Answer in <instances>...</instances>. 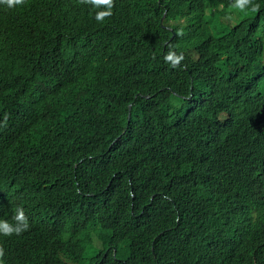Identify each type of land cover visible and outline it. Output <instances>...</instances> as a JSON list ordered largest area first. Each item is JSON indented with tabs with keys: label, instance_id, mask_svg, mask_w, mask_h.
Here are the masks:
<instances>
[{
	"label": "trees",
	"instance_id": "trees-1",
	"mask_svg": "<svg viewBox=\"0 0 264 264\" xmlns=\"http://www.w3.org/2000/svg\"><path fill=\"white\" fill-rule=\"evenodd\" d=\"M132 1L143 12L125 35L116 17L97 21L96 9L78 0L0 4V218L11 221L9 201L26 206L25 235L36 232L19 244L14 236L0 242L3 264H36L32 247L49 241L63 256L76 239L84 246L83 229L103 241L91 264H264L249 239L256 232L252 246H264V0L242 7L237 0ZM195 4L203 19L197 32L180 24ZM231 7L247 33L232 53H220L207 27ZM41 39L51 48L37 62L18 53ZM134 43L150 51L140 57ZM170 51L182 56L176 66L166 60ZM33 67L63 112L75 105L83 68L97 84L109 69H138L140 81L112 97L111 122L92 139L96 167L73 160L65 177V140L57 134L25 147ZM54 116L51 110L49 130ZM72 145L64 144L66 153Z\"/></svg>",
	"mask_w": 264,
	"mask_h": 264
},
{
	"label": "clouds",
	"instance_id": "clouds-1",
	"mask_svg": "<svg viewBox=\"0 0 264 264\" xmlns=\"http://www.w3.org/2000/svg\"><path fill=\"white\" fill-rule=\"evenodd\" d=\"M82 5H90L96 9L97 21H103L104 19H112L116 17L117 20L113 21V24L124 34L125 30L132 27L135 20L143 12V7L136 4L132 0H78ZM250 0H237L238 6H243ZM25 0H0V4L6 5L9 8H13L18 5H23ZM222 9V6H221ZM224 12V10H222ZM43 16L40 17V22L43 21ZM165 16V15H164ZM109 17V18H108ZM180 24L189 30L197 32L203 27V19L198 6H189L185 9L183 17H181ZM247 24L243 15L234 7H231L225 15L217 17L207 27V34L211 33L212 36L220 44V53H232V50L241 43L242 38L247 33ZM216 28V29H215ZM175 35L176 30L173 27L170 28ZM215 29V31L213 30ZM139 28L133 30L138 39H143V30ZM175 31V32H174ZM71 41L75 44L76 38H71ZM41 39L37 44L25 43L19 46L17 49L21 55H27L31 57L35 62L37 58L47 55V50L50 47L49 42ZM88 44L87 40L84 39ZM135 44V43H134ZM89 45V44H88ZM130 48V47H129ZM135 48L140 57H145L146 52L150 51L147 46L141 47L135 44ZM131 54L135 53L131 48L129 49ZM8 56H10L8 54ZM182 56H177L173 52H169L166 55V60L171 61L173 66H176ZM26 64L33 65L30 61L23 60ZM34 67L31 68V72L27 75L29 82L27 89L24 93V100L29 107L27 108L32 112L34 116V123L29 128L27 133H24L22 138L26 139L25 147H34L37 149V142L43 141L55 134L64 138L65 143L73 142L72 147L65 152L64 144L60 153H65L63 160V167L61 169L62 174L67 177L68 171L65 164L71 161L80 159L79 162L84 160L95 164V153L90 151L93 145V137L100 133L105 132L110 124V112L106 110V107L112 103V97L121 96L125 90L136 83L139 80V71L137 68H121L117 67L109 69L103 73V77L99 84L97 82L89 80L85 69L79 71L76 77L75 88L71 98L74 100L66 105L65 108H70L68 112L60 111L51 102V94L45 93V86L50 84L44 83V80L38 79L34 74ZM65 77L70 78L71 74L65 72ZM69 91V87L66 88ZM149 97V94L145 95ZM137 96H135L136 98ZM58 105V104H57ZM133 103H130L128 108L131 113ZM59 107V105H58ZM64 108V107H63ZM51 110L55 112V116L52 119L53 128L49 130L48 122ZM130 120V114H129ZM78 162L75 164L77 167ZM4 208L10 206V212L12 216L11 221L8 219L0 218V235H3V239L0 240L1 244L4 243L6 237L14 236L13 240L19 244L23 242L27 235L36 234V232H30L25 235L30 227L29 218L26 214V206H17L14 202H7ZM81 229V228H80ZM82 230V229H81ZM86 234L84 235L85 242L82 246L76 239L74 243L68 248L67 252L62 256L59 247L53 243L48 242L46 245L33 246L29 257L32 259H38L36 264H85L86 261L90 262L91 255L95 259L98 255L94 253V246H103V241L98 236L99 233H94L93 230L83 229ZM251 238V247L259 253L264 254V246H261L260 242H257L252 246L255 238L258 240V234L256 232L249 233V239ZM249 245V244H248ZM14 249V247H13ZM106 253V252H105ZM19 254V253H18ZM5 256V250L0 246V264H3V258ZM94 264V263H93Z\"/></svg>",
	"mask_w": 264,
	"mask_h": 264
},
{
	"label": "rangeland",
	"instance_id": "rangeland-1",
	"mask_svg": "<svg viewBox=\"0 0 264 264\" xmlns=\"http://www.w3.org/2000/svg\"><path fill=\"white\" fill-rule=\"evenodd\" d=\"M85 264H89V262H88V261H86V262H85Z\"/></svg>",
	"mask_w": 264,
	"mask_h": 264
}]
</instances>
